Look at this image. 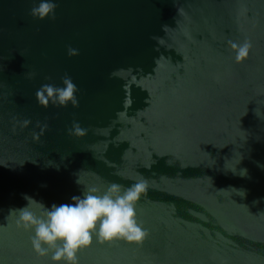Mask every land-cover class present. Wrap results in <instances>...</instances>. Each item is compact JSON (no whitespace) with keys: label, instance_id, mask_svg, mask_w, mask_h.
Wrapping results in <instances>:
<instances>
[{"label":"water","instance_id":"1","mask_svg":"<svg viewBox=\"0 0 264 264\" xmlns=\"http://www.w3.org/2000/svg\"><path fill=\"white\" fill-rule=\"evenodd\" d=\"M39 2L0 0V264H53L10 213L25 196L141 179L142 244L94 237L78 264H264V0H53L55 21ZM65 74L79 107L40 105Z\"/></svg>","mask_w":264,"mask_h":264},{"label":"clouds","instance_id":"2","mask_svg":"<svg viewBox=\"0 0 264 264\" xmlns=\"http://www.w3.org/2000/svg\"><path fill=\"white\" fill-rule=\"evenodd\" d=\"M57 6L53 0H40L39 4L31 9V15L40 20L50 18L55 21ZM230 44L235 50L237 63L249 57L252 48L250 41ZM68 54L79 55V52L69 47ZM29 75L34 77L36 74ZM46 79L51 80V77ZM61 79L63 87L46 83L37 90L38 103L45 108L50 103L57 107H67L71 103L73 107L78 108L79 99L76 94L80 89L69 75L65 74ZM24 123L27 125L30 121L26 120ZM37 126H40L39 123ZM43 128L47 129L48 125L44 124ZM68 133L70 136L83 137L87 135L88 130L73 121ZM239 174L246 176L247 170L241 169ZM77 183L80 184L79 179ZM147 186L144 179L127 188L113 182L103 192L95 187L87 188L83 190L82 195L73 196L72 203L53 204L50 208L25 196L28 204L13 209L10 213L17 212L18 226L33 232L31 243L39 256L50 255L53 264H78L79 252L89 247L94 237L104 242L124 240L142 244L148 233L138 222L136 204L146 192ZM236 191L238 195H245L242 190ZM34 202H38L44 209L43 215L37 216L30 210Z\"/></svg>","mask_w":264,"mask_h":264}]
</instances>
